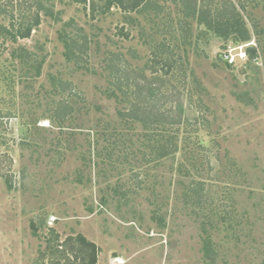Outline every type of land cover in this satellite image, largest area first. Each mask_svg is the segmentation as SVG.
<instances>
[{
  "label": "rangeland",
  "instance_id": "1",
  "mask_svg": "<svg viewBox=\"0 0 264 264\" xmlns=\"http://www.w3.org/2000/svg\"><path fill=\"white\" fill-rule=\"evenodd\" d=\"M224 1L0 0V264H264V0L248 42L193 18Z\"/></svg>",
  "mask_w": 264,
  "mask_h": 264
},
{
  "label": "trees",
  "instance_id": "2",
  "mask_svg": "<svg viewBox=\"0 0 264 264\" xmlns=\"http://www.w3.org/2000/svg\"><path fill=\"white\" fill-rule=\"evenodd\" d=\"M102 2L104 6L102 7L103 11H110L113 8H118L122 10L123 12H135L139 10L141 7H145L149 4V0H90V6H92V14L95 15L97 10L96 2ZM185 1V0H184ZM81 3H84V5L87 7L88 0H80ZM43 5H41V9H43ZM206 7L204 10L203 8ZM204 7H201V9L197 10L196 8L193 9V18L196 17L198 19V22L200 24H203L206 28L209 30H213L215 33H217L219 36L228 38L232 37L233 35L242 42H248L251 40L252 34L249 30V27L244 19L240 17V13L237 10V5L231 0H226L223 3L219 4V7L216 8V10H219L217 14H215L214 10L208 7V5L204 4ZM192 13H189V15H192ZM40 18L38 15V19L34 23L35 25H39ZM3 31V32H2ZM33 29L31 27L27 28L24 31L17 32L16 34L10 32L6 28H3L0 26V37H10L15 39H29L31 37ZM123 35V31H121ZM128 36V35H127ZM72 41V42H71ZM65 47H66V53L65 56L68 58V60H72L74 56V43H77L75 40H64ZM249 55L250 57H253L257 54L256 48L250 47L246 49V55ZM220 61H223V56H220ZM223 64V63H222ZM39 74V73H38ZM120 79H118L119 81ZM117 81V82H118ZM116 82V83H117ZM121 84V83H120ZM115 84L114 87H121L122 85ZM118 88V89H119ZM110 97L113 95V97L118 98L114 89L111 88L110 90H107V92ZM151 95V92H150ZM152 96V95H151ZM137 102H133L130 108V117L132 120L136 121V113H137ZM69 102L66 100H63L60 102V106L68 105ZM156 123V120L154 121ZM176 150L175 145H172V143H169L167 145V148H165L164 156H168L171 153H173ZM71 244V250H72V257L75 258L77 264H97L98 263V247L95 243L89 241L85 236L78 235L76 237H69L66 240V245ZM61 248V246H59Z\"/></svg>",
  "mask_w": 264,
  "mask_h": 264
},
{
  "label": "built area",
  "instance_id": "3",
  "mask_svg": "<svg viewBox=\"0 0 264 264\" xmlns=\"http://www.w3.org/2000/svg\"><path fill=\"white\" fill-rule=\"evenodd\" d=\"M242 55H245V53H241L240 54V56H242ZM243 57V56H242ZM244 58V57H243ZM223 60H225V61H227L228 63H230V64H234L235 63V58H234V56L232 55V54H225L224 56H223Z\"/></svg>",
  "mask_w": 264,
  "mask_h": 264
},
{
  "label": "water",
  "instance_id": "4",
  "mask_svg": "<svg viewBox=\"0 0 264 264\" xmlns=\"http://www.w3.org/2000/svg\"><path fill=\"white\" fill-rule=\"evenodd\" d=\"M222 63H223V65H224L226 68H228L229 70L232 69V66H233L232 64L228 63V62L225 61V60H223Z\"/></svg>",
  "mask_w": 264,
  "mask_h": 264
}]
</instances>
